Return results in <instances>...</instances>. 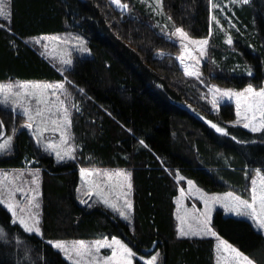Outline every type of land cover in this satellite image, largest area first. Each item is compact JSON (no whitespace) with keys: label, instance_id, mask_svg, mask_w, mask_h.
<instances>
[{"label":"trees","instance_id":"1","mask_svg":"<svg viewBox=\"0 0 264 264\" xmlns=\"http://www.w3.org/2000/svg\"><path fill=\"white\" fill-rule=\"evenodd\" d=\"M5 2L8 19L0 18V23L11 30L0 29V80L67 77L72 83L65 87L79 111H70L75 158L57 161L22 127V113L0 105V140L12 137L0 151V168L39 169L43 234L29 235L12 225L11 214L0 205V264H71L45 241L99 236H116L137 253L158 251V264H214L212 237L177 233L175 174L208 192L233 190L244 196L250 172L259 167L264 174V133L233 126L231 103L212 110L202 89H195L196 81L185 78L177 63V44L144 16L128 15L110 0ZM163 11L190 36H209V0H163ZM237 16L234 51L226 52L218 38V43L213 40L212 60L203 64L197 85L262 86L264 0H251ZM65 31L80 35L89 51L61 74L30 37ZM159 50L163 54L156 55ZM206 120L226 127L240 142L216 133ZM141 139L148 147L139 144ZM90 165L132 173L130 223L99 202L80 203L79 169ZM249 225L247 219L220 209L212 215L218 236L261 264L257 254L264 250V236Z\"/></svg>","mask_w":264,"mask_h":264},{"label":"snow or ice","instance_id":"2","mask_svg":"<svg viewBox=\"0 0 264 264\" xmlns=\"http://www.w3.org/2000/svg\"><path fill=\"white\" fill-rule=\"evenodd\" d=\"M112 5H115L117 9L122 12L129 10V4L122 2V0H110ZM147 2V0H142ZM248 0H230L232 4L247 3ZM211 9L224 10L219 3H213V0H209ZM150 10L156 14H163V0H153L152 3H148ZM0 18L8 19V13L5 5L0 2ZM171 20V17H168ZM210 20L214 22L221 31H225L223 25L216 16H211ZM231 27H235L231 24V20L228 21ZM174 30L170 33L169 38L178 37L182 46L181 53L177 56L180 64L184 66V74L187 76L200 77L201 73L196 70H190L185 64V53L189 54V57L196 59V63L199 60L191 56L189 45L196 46L192 51L198 53L199 56L205 54L206 46L209 43L208 38L193 39L189 36L182 27L173 25ZM0 29H6L10 31V25L0 23ZM211 26L209 28V36H211ZM58 39V38H54ZM80 46V51L86 53L89 51L84 47L85 41L77 37L75 38ZM186 42V43H185ZM36 44H40L41 40L37 39ZM226 43L228 45L233 44V39L230 34L226 35ZM47 49V44L44 45ZM60 63L62 66H71L73 61L71 58H66V54L61 53ZM66 68L57 69L61 74ZM249 76L252 72L249 70L247 73ZM202 82V81H201ZM65 83H72L67 80V77L63 78L61 82H21L19 84H0V104L8 105L9 102L12 105V110H15L16 106L22 109V115L26 117L25 123L22 127L32 130V136L35 138L37 145L41 144V138L44 132L51 130L52 132H58L60 134V142L48 140L43 144L45 151H52L55 153L57 160L62 161L65 158L74 159L75 147L68 143L67 128L71 125L69 116V109L65 104V99L61 98L63 95L65 98L70 95ZM83 92V89L79 90ZM208 92L211 94V99L208 103L211 105L212 110H218L220 101L225 98L236 99L235 120L230 123L233 126L242 125L244 129H248L251 133H264V86L259 88L254 87L252 83L247 84L241 91H235L233 89H221L219 87L210 86ZM206 99L207 97H202ZM35 103L36 107L33 108L32 104ZM79 111L76 105H72ZM57 118L53 119L52 117ZM47 117V118H46ZM203 119V117H202ZM206 123L215 130L216 133L221 136H230L228 129L220 124L213 122L212 120H206ZM49 125L52 127L49 128ZM4 127L3 121H0V130ZM233 141L237 140L235 135H231ZM12 137L9 136L4 143H0V151L7 149ZM139 144L148 147L143 139L139 140ZM262 169L256 168V176L260 177L259 186L257 179H251L250 198L245 199L239 195H235L232 192L226 193L223 196L220 195H208L201 189L197 188L192 180H187L188 189L184 187L179 188L180 196L177 200L179 204L186 196L196 195L198 199L202 201L203 210L196 209L194 207L195 215L192 219L196 223V228L191 226L188 230L183 227L179 229V235L181 236H198V235H211L218 240V249H222L228 256L224 257L225 264H258V260L253 258L240 249L234 247L225 239H221L217 232L212 227V209L213 206L219 204L223 207L226 213L234 214L237 217H246L250 221V227L259 235L264 236V175H261ZM39 169L34 172H29L31 176L29 182L30 187L26 190L25 187L15 184L13 181H9V188L6 194L0 195V205H4L10 215V223L14 226H19L23 229L24 233L29 235H37L42 237L41 220L39 213L34 211L40 208V204L37 201L39 197ZM102 176L99 182L95 180L85 181V188L83 195L88 199H81L80 203L88 204V201L93 196L98 197L99 201L105 206L110 208L113 212L117 213L119 217L130 223V213L133 209V203L129 198L132 191V173L125 170H116L115 172L103 171L97 169H80V177L84 180L85 177ZM114 177L117 178L114 182ZM122 178V179H120ZM19 179V177H17ZM185 178L179 175L178 171L175 175L176 181H183ZM4 180H8L7 173L4 176ZM2 183V182H0ZM34 186V187H33ZM79 192L80 189L77 188ZM17 194L21 199L17 200ZM115 197V202L110 197ZM188 214L181 219L182 223H186L188 220ZM4 234V229L0 227V235ZM51 248L57 250L58 253H62L64 258L71 262V264H134L136 259L137 264H158V258L160 253L158 251L155 254L148 253L147 258L144 255H139L133 251V248L125 243L123 240L112 236L96 239L90 243H86L84 240H76L70 244L64 240H47L45 241ZM101 249L110 250V254L102 255ZM260 258L261 264H264V250L257 254Z\"/></svg>","mask_w":264,"mask_h":264},{"label":"rangeland","instance_id":"3","mask_svg":"<svg viewBox=\"0 0 264 264\" xmlns=\"http://www.w3.org/2000/svg\"><path fill=\"white\" fill-rule=\"evenodd\" d=\"M0 2H2L5 5L6 11L8 13V7H7V3L5 2V0H0ZM122 2L128 3L129 4V10L124 11L126 12L128 15H134V16H144V18H146L151 25H153L154 27H156V29L161 32L165 37H167L168 39L174 41L177 46H178V52L175 53V58L177 60V63L179 64L183 74H184V66L180 64L179 60L177 59V56L181 53L182 46L180 43V40L178 37H171L170 33L174 30L173 24L171 22V20L168 19V16L164 13L163 14H156L154 12H152L150 10V8L148 7V3H152L153 0H147V2H142V0H122ZM213 3H219L222 8H224V6H226V8H224V10H217V9H211L209 11V28L211 26V36H205V37H201V38H196V37H192L193 39H202V38H208L209 39V43L206 46L205 49V54L203 56H199L197 52L192 51V49H194L196 46L194 45H189V50L191 52V56L196 57L199 60V63H196V59H192L189 57L188 53H185V64L189 67L190 70H196L198 69V71L201 73L199 78H202V73H203V64L205 63V61L207 60H212V46H214L216 48V44L215 42H213V40L217 42V39H219V43L225 45L226 47V52L229 51H234L235 49V45H234V40H235V36L236 34L239 32V20H238V16H237V12L239 10H241L243 8V5H249L251 4V0H248L247 3H243V4H232L230 3V0H213ZM115 6V5H114ZM216 16L217 19L220 21V24L223 25L225 31H221L220 28L210 20L211 16ZM231 20V24L234 25L235 27H231L228 23V21ZM230 34L232 36L233 39V44L232 45H228L226 43V35ZM81 38L83 39L80 35L76 34V33H71V32H63L61 34L55 33V34H43V35H38V36H32L30 37V39L35 42L37 39L41 40V43L38 44V46L40 47V50L43 54H45V56H47L48 58H50L53 62H55V64H57L60 68H70L71 66H62L60 63V55L61 53L66 54V58H71L72 61H74V59L76 57H78L79 54L83 53L80 51V46L77 42V40L75 38ZM54 38H58V39H54ZM84 41V39H83ZM186 43V42H185ZM47 44V49H45L44 45ZM85 47V44H84ZM215 52V51H214ZM211 53V54H210ZM156 55H161L163 54V51H157V53H155ZM209 56V58H208ZM211 57V58H210ZM73 64V63H72ZM185 75V74H184ZM185 78L187 79H193L194 82V86L196 90H201L202 92L201 94L204 97H207L206 100H210L211 99V94L208 92V88L210 86H215V87H219L221 89H233L235 91H241L243 90L244 87L247 86V84L241 86V87H236V86H232V85H223V84H219L216 82H207L204 87L203 84H199L197 85V80L199 79L195 76H187L185 75ZM21 82H61V81H51V80H24V79H19V78H14V79H7V80H0V84H19ZM184 82V81H183ZM254 86V85H253ZM262 86H264V81L262 83ZM255 87V86H254ZM62 99H65V104L69 109V116H70V111L72 109V105L74 104L73 101L71 100L70 96L68 97H64L63 95H61ZM226 102V103H231L233 105V110H234V118L231 121L235 120V110H236V99L235 97L231 98V99H227L225 98L224 100L220 101V104ZM2 106H8L10 108H12V105L9 104L8 105H4V104H0ZM32 107L35 108L36 105L33 102ZM15 111L22 113V109L19 106L15 107ZM47 118V117H46ZM53 119L57 118L56 116L52 117ZM26 119V117H25ZM25 123V122H24ZM242 126V125H241ZM52 126L49 125V128H51ZM70 127L67 128L66 132H67V136H68V143L70 145L74 144L71 141V134H70ZM29 130V129H28ZM32 134V130H29ZM9 136H3V139L0 140V143H4ZM48 140H52L55 141L56 143L60 142V134L58 132H52L51 130L44 132L41 138V144L43 146L44 143H46ZM50 151V150H49ZM3 152V151H2ZM52 152V151H50ZM54 155L55 160H57V157L55 155L54 152H52ZM76 153L74 152V157H75ZM69 160V158H65L62 161H66ZM58 161V160H57ZM81 168H87V169H92V170H101V172L103 171H109V172H115L116 170H125L128 171V169L125 168H108V167H99V166H95V165H90L87 167H80ZM80 169H79V183L77 188L80 189V191H77V195H78V199L79 201L81 199H88L87 197H85L83 195V190L85 188V181L87 180H95L97 182H99L101 179H103L102 176H93V177H85L84 180L81 179L80 177ZM36 170V168L30 166V165H24L21 168H0V195L6 194L8 188H9V181H13L15 184H19L23 187H25V189L27 190L30 185L29 182L31 180V176L28 175L29 172H34ZM7 173L8 175V180L5 181L4 180V176ZM176 175V174H175ZM180 175V174H179ZM261 175H264L263 172H261ZM182 176V175H181ZM17 177H19V179H17ZM185 178V177H184ZM257 179L258 181V186H259V180L260 177L256 176L255 170H252L249 174V183H248V191L247 193L242 196L238 193H236L233 190H225V191H220V192H208L206 190H204L202 187H200L199 185H197L192 179L190 178H185L183 181H177L179 183L178 189H177V195L174 199L175 201V210H174V214H175V218H176V229H177V233L179 234V229L181 227H183L185 230H188L189 227L191 226V228L195 229L196 228V223L195 221L192 219V216L195 215L194 213V207L196 209H200L203 210L204 205L202 203V201H200L198 199V196L196 195H192V196H186L179 204L177 203V200L180 196L179 193V188L180 187H184L186 190L188 189V185H187V180H192L194 185L201 189L203 192L207 193L208 195H220L223 196L226 193L232 192L235 195H239L242 198L245 199H249L250 198V188H251V179ZM117 178L114 177V182ZM122 179V178H120ZM38 180H39V173H38ZM34 187V186H33ZM39 192H40V188H39ZM17 200H20L21 197L19 194H17ZM129 198L132 201V191L130 193ZM110 199H112L115 202V197L112 196L110 197ZM37 201L40 204V195L39 197H37ZM94 202H99L101 204H103L102 202L99 201L98 197L93 196V198L91 200L88 201L89 204L94 203ZM104 205V204H103ZM4 206V205H3ZM217 209H220L223 211L224 214H230L235 216L234 214L231 213H226L223 209V207L219 204H216L213 206L212 209V215L213 212ZM36 212H40V208L34 210ZM117 214V213H116ZM185 214H188V220L186 223H182L181 219H178V217H183L185 216ZM40 217V216H39ZM241 218H245L246 217H241ZM123 219V218H122ZM132 219V210L130 213V220ZM248 220V219H247ZM249 221V220H248ZM250 222V221H249ZM189 236H193V235H189ZM198 236H204V237H212V239H214V253H213V259H214V264H225L224 261V257H227L228 254L223 252L222 249H218L217 245H218V240L216 237H213L211 235H198ZM103 237H108L109 239L112 236H99V237H90V238H79V239H74V238H65V239H48V240H64L67 243H71L73 241L76 240H84L86 243H90L96 239H100ZM116 237V236H115ZM118 238V237H117ZM120 239V238H119ZM222 239V238H221ZM137 253V252H136ZM148 252L147 250H145L143 253H137L138 256L139 255H144L146 258L148 256ZM101 254L102 255H108L110 254V250L107 249H101ZM152 254H155V252H153ZM61 255L63 256V254L61 253ZM64 257V256H63ZM159 260V258H158ZM68 261V260H67ZM136 259H134V264H135ZM70 262V261H69ZM71 263V262H70Z\"/></svg>","mask_w":264,"mask_h":264}]
</instances>
